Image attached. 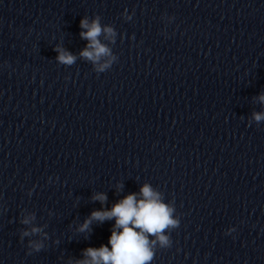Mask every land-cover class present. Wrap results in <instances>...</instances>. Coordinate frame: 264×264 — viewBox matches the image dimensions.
I'll list each match as a JSON object with an SVG mask.
<instances>
[{
    "label": "clouds",
    "instance_id": "9594fccd",
    "mask_svg": "<svg viewBox=\"0 0 264 264\" xmlns=\"http://www.w3.org/2000/svg\"><path fill=\"white\" fill-rule=\"evenodd\" d=\"M100 16L97 15L91 21L88 17L80 20V37L88 41L87 46L79 53V56L96 66L97 72H104L112 66L116 59L111 49L101 43L99 37L103 34L114 42L115 30L111 26H102ZM54 51L58 53L56 60L62 65H73L77 57L57 45ZM103 60V62H101ZM258 100L264 104V93L258 96ZM253 119L259 123L264 120V113H253ZM119 187L122 186H118ZM139 196V198H138ZM93 201H99L103 205L107 201L104 193H96ZM175 209L162 202L160 194L153 190L149 184H144L140 193H132L125 196L112 205L110 209L94 210L78 227L80 233L91 232V225L96 222L102 224L107 220H115L112 227L108 245L100 247H87L82 251V259H76L71 264H151L155 256L157 244L160 248H168L172 241L166 230L179 227L180 221L173 217ZM35 216L21 220L24 225H29ZM41 229L32 227L21 232V241L24 237L38 234ZM155 237L150 240L149 237ZM31 252H39L43 248L40 242L29 241Z\"/></svg>",
    "mask_w": 264,
    "mask_h": 264
}]
</instances>
